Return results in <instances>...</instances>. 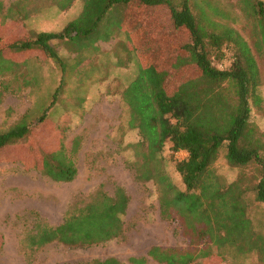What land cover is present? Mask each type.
Listing matches in <instances>:
<instances>
[{
    "label": "rangeland",
    "instance_id": "1",
    "mask_svg": "<svg viewBox=\"0 0 264 264\" xmlns=\"http://www.w3.org/2000/svg\"><path fill=\"white\" fill-rule=\"evenodd\" d=\"M0 3L4 12L15 6L13 15L21 21L12 22L17 24L11 27L0 19L3 39L14 34L25 38L29 32L59 33L83 9L82 0H76L66 11L53 0ZM190 4L195 15L205 14L220 29L234 27L248 42L261 78V100L259 106H253L252 120L264 131V58L254 46L252 18L241 10L238 0H190ZM142 28L159 34L154 46L166 52L163 60L176 58V45L186 42L173 28L167 7L133 5L113 7L98 29L79 41H52L64 70L41 50L26 53L4 49L0 58V133L20 122L19 127L31 128L24 139L0 153V264H91L110 258L123 264H131V259L161 264L149 255L151 248H189L190 240L178 223L162 217L158 187L136 178L135 158L129 150V145L140 138L137 131L129 129L123 92L138 74L136 47L150 42L135 40L134 33H145ZM224 52L227 58L219 65L223 69L231 63L230 51ZM162 155L171 180L185 190L176 163L188 154L173 155L167 144ZM54 158L60 161V169L52 166ZM73 163L76 173L72 181L52 179H68ZM45 165L51 166L46 168L51 178L43 173ZM214 168L226 184L243 178L245 187L251 189L250 218L257 233L264 235V205L255 201L253 193L259 180L256 166L230 167L223 151ZM118 187L129 197L122 237L88 246L54 242L34 251L29 248V239L40 225L57 227L98 191L114 196ZM222 252L216 264L264 262L257 251L241 254L228 248Z\"/></svg>",
    "mask_w": 264,
    "mask_h": 264
},
{
    "label": "trees",
    "instance_id": "2",
    "mask_svg": "<svg viewBox=\"0 0 264 264\" xmlns=\"http://www.w3.org/2000/svg\"><path fill=\"white\" fill-rule=\"evenodd\" d=\"M75 1L53 0L61 11L68 10ZM82 2L81 14L59 33L29 32L25 38L16 34L5 39L0 36V58L5 48L26 53L41 50L64 70L52 41H79L96 31L116 6L167 7L173 28L186 42L176 45L179 46L176 58L163 60L166 52L159 45L161 50L154 46L157 31L142 28L144 34L133 32L139 43L146 39L150 42L136 47L138 74L123 92V101L128 107L129 129L137 131L140 138L129 145L135 158L136 178L154 182L160 194L162 217L176 221L190 242L187 249L153 247L149 255L161 264H216L222 251L230 248L241 254L257 251L264 259V235L257 233L250 218L251 189L245 187L243 178L226 184L214 168L223 151L230 167L255 165L259 180L253 187L254 199L264 205V131L252 120L253 106H259L261 100L258 95L261 78L248 42L234 27L220 29L205 14L195 15L190 0ZM238 4L254 22V46L264 58V1L238 0ZM16 10L12 6L4 12L0 3L2 23L14 27L17 23L12 22H21L13 15ZM135 40H131L132 45ZM224 50L230 51L231 63L223 69L219 65L227 58ZM19 124L0 133V153L29 134L31 127ZM167 144L171 145L173 155L188 154L185 160L176 163L185 190H180L166 171L162 154ZM52 166L60 169V161L54 158ZM48 167L51 166L42 169L50 177ZM75 173L73 163L68 179H52L72 181ZM128 206L129 197L121 187L114 196L100 190L61 225H40L29 239V248L34 251L54 242L88 246L120 238L125 233L123 216ZM130 262L145 264L143 259ZM91 264L123 263L110 258Z\"/></svg>",
    "mask_w": 264,
    "mask_h": 264
}]
</instances>
